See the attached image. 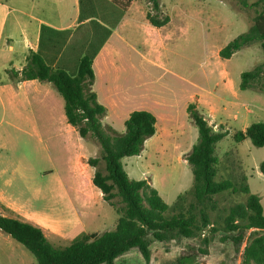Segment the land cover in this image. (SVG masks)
<instances>
[{
  "label": "rangeland",
  "instance_id": "obj_1",
  "mask_svg": "<svg viewBox=\"0 0 264 264\" xmlns=\"http://www.w3.org/2000/svg\"><path fill=\"white\" fill-rule=\"evenodd\" d=\"M159 1L169 23L159 30L153 28L146 19L147 12L152 11L150 0H137L130 24L122 29L127 46L120 49L114 66L110 64L103 76L114 83L118 93L125 91L128 111L144 106L164 117L173 113L178 141L155 144L160 136L148 139L140 156L123 159L127 173L131 179L148 180L168 205L192 188L193 174L185 158L197 141L198 129L188 119L186 105L192 102L198 107L199 97L203 103L197 109L209 124L215 131L229 132L217 144V179L230 180L239 187L247 185L252 194L260 197L264 209V174L259 169L264 161V147H255L249 140H234L237 132L254 123H264V75L254 88H239L241 74L264 64V53L261 44L255 43L228 60L219 55L223 47L249 29L257 8H245L237 0ZM103 10L101 4L102 13L97 17L102 22L106 21ZM103 36L99 33L87 51L93 50ZM139 53L145 54L147 60ZM104 92L109 95V87ZM17 103L19 117L11 114L4 103L0 105V198L20 206L22 216L42 227L56 246H68L82 234L115 229L119 215L103 200L100 191L78 198L71 191L64 193L60 189L61 184L72 187L76 183L72 179V160L79 134L70 129L65 117L51 119L50 130L45 133H31L30 99L24 103L19 98ZM114 115L111 110L103 122L113 123L122 134L124 122ZM159 121L161 127L162 120ZM35 122L48 124L42 118ZM86 142L91 148L88 160L101 158L97 140L89 136ZM99 167L104 170L103 161ZM48 170H53L54 176L44 173ZM245 200L242 193L224 192L215 197L220 212ZM217 211L211 212L213 218ZM0 213L16 216L1 203ZM206 238L210 239L207 246ZM203 248L207 255L200 251ZM241 254L223 238L222 232L212 235L204 231L191 240L154 241L149 260L134 249L116 264H241ZM0 264H36V259L0 230Z\"/></svg>",
  "mask_w": 264,
  "mask_h": 264
},
{
  "label": "trees",
  "instance_id": "obj_2",
  "mask_svg": "<svg viewBox=\"0 0 264 264\" xmlns=\"http://www.w3.org/2000/svg\"><path fill=\"white\" fill-rule=\"evenodd\" d=\"M133 1L136 0H126L124 6L128 7ZM237 1L245 8H257V15L246 32L221 49L219 55L224 60L255 43L261 44L264 53V0ZM150 2L152 11L147 12V21L154 28L165 27L170 18L164 15L160 1ZM103 30L106 33L99 44L91 51L86 50L79 60L76 74L53 68L41 54L33 52L27 56L22 70L10 69L6 74L7 81L13 85L31 80L51 83L64 99L67 123L82 138L91 136L97 140L101 158H90L87 163L95 169L93 185L119 215L115 229L101 234H82L65 247L52 244L42 227L19 217L0 213V230L27 249L35 257L36 264H116L120 257L134 249L149 260L154 241L191 240L204 231L212 235L222 232L223 238L242 253L241 264H264L261 199L252 194L247 185L239 187L230 180L217 179L220 171L217 144L229 132L215 131L195 103L189 104L187 113L198 129V138L185 158L193 174L192 188L178 195L173 205H168L148 180L130 178L123 159L142 154L146 141L157 132V119L149 111H133L125 121L122 134L103 123L107 109L98 102L97 94L92 90L93 62L110 34V30ZM263 75L264 64L243 72L240 90L254 88ZM234 140L237 143L249 140L255 147L263 148L264 123H254L245 131L237 132ZM101 161L105 164L104 170L99 167ZM259 169L264 174V161ZM224 192L242 193L246 200L220 212L215 197ZM215 211L218 214L213 218L211 212ZM204 241L206 246L210 244L209 238ZM200 251L208 254L206 248Z\"/></svg>",
  "mask_w": 264,
  "mask_h": 264
},
{
  "label": "crops",
  "instance_id": "obj_3",
  "mask_svg": "<svg viewBox=\"0 0 264 264\" xmlns=\"http://www.w3.org/2000/svg\"><path fill=\"white\" fill-rule=\"evenodd\" d=\"M136 1L125 7L126 0H0V70L2 71L0 105L4 103L6 108L7 106L10 108L11 114L19 117L17 99L21 98L24 103L30 99L31 133L40 134L45 133V130L49 131L51 119L61 117L66 119L64 99L51 83L31 80L13 85L7 81L6 72L10 69L22 70L26 65L27 56L33 52L41 54L53 68L64 69L71 75L76 74L79 60L99 33L105 35L106 32L103 30L105 28L110 30V34L93 62L95 80L92 90L97 94L98 102L106 107V117L113 110L114 117L121 119L125 125V121L133 112L128 111L129 98L127 97L126 102L123 97L125 91L122 89V93H118L119 89L113 86L114 83L104 80L103 75L110 64L114 66V60L119 57L120 49L124 45L127 46V38L122 34V29L130 24V14ZM101 4L106 16V21L103 22L97 17L102 13ZM139 54L146 59L145 54ZM108 87L109 95L104 92ZM198 102L197 108L200 109L203 101L199 97ZM191 103L186 105V112ZM137 108L155 115L157 132L154 136H160L155 144L172 139L175 142L178 141V136L174 135L177 130L173 113L164 117L150 107L149 109L144 106ZM159 116L162 117L159 118ZM40 118L47 119V126L44 123L35 122ZM159 120H162L161 127ZM110 126L116 130L113 123H110ZM70 129L76 131L72 126ZM86 139L80 136L77 141V151L72 160L74 174L72 179H75V185L72 187L60 185L64 193L71 191L78 198H85L100 191L92 183L94 170L87 163L91 148ZM44 173L48 174V177L54 176L53 170L44 171ZM0 203L5 209L16 213L13 217L30 222L29 218L22 216L20 211L22 208L11 200L6 201L5 198H0Z\"/></svg>",
  "mask_w": 264,
  "mask_h": 264
}]
</instances>
